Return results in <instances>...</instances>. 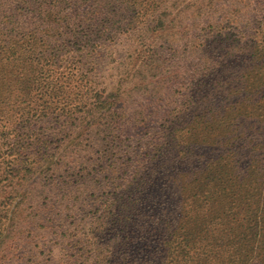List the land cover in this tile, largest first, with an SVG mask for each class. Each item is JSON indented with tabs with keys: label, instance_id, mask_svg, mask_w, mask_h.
Masks as SVG:
<instances>
[{
	"label": "rangeland",
	"instance_id": "374dc122",
	"mask_svg": "<svg viewBox=\"0 0 264 264\" xmlns=\"http://www.w3.org/2000/svg\"><path fill=\"white\" fill-rule=\"evenodd\" d=\"M75 37L112 109L36 126L40 164L0 184V264L72 263L94 230L107 264H264V0H0V77ZM119 192L137 246L99 227Z\"/></svg>",
	"mask_w": 264,
	"mask_h": 264
},
{
	"label": "trees",
	"instance_id": "16d2710c",
	"mask_svg": "<svg viewBox=\"0 0 264 264\" xmlns=\"http://www.w3.org/2000/svg\"><path fill=\"white\" fill-rule=\"evenodd\" d=\"M47 19L53 20V16L50 15ZM11 24L14 25L13 22ZM76 38H73L75 39L73 44L65 46L66 54L59 67L58 59L53 55L54 51L52 54L39 59V62L29 59L31 55L27 54L25 60L17 65L18 71H22L15 76V80L8 76L0 77V184L8 182L7 184L16 190L20 183L15 184L14 182L24 179L23 172L26 167L28 169L29 166L40 164L35 148L37 145L32 140L37 125L47 124V120L50 118H53L52 120L59 119L58 121H63L62 123L68 125L75 124L80 118L84 120L85 114L91 115L95 110L100 111L99 117L102 118L111 111L113 103L100 98L96 87L86 78L84 69L86 63L83 62V55L88 47H83L82 40ZM90 43L93 44L92 41H89ZM26 45L33 48L32 41ZM77 53L80 55L77 56ZM58 71H63L66 76H69L66 82L78 83L74 88L78 89V92H75L69 99V101L74 102L75 106L73 107L69 104L63 107L56 105L58 97L72 84L67 83L66 87L59 82L60 78L55 79L54 74ZM95 100L100 102V106L92 108L96 104ZM22 167L24 168L21 169ZM1 189L7 192V189L3 187ZM122 194V192L117 193L116 196L120 199L115 196L114 198L117 199L115 201L110 198L104 201V211L98 212L101 214L98 218H102L99 227L103 228V233L108 232L110 235L106 244L110 245L117 239L120 245L123 242H128L129 246H137L138 241L145 239L136 236L137 232L134 230L139 227V223L130 206L125 211L121 208L124 205ZM3 207L2 203L1 213L4 210ZM106 222L115 226L103 227ZM93 233L96 235L95 239L89 238L88 240L87 237L86 240H80L74 246L71 242L68 245L69 248H64V255H70V248L74 253L73 256H70L72 263L69 264H84L82 262L84 259H91L89 262H93V264H107L104 260L106 250L99 247L104 245L102 240L105 238L98 237L97 230H94ZM187 235L189 237L190 234ZM158 247L161 248L160 244ZM149 249L151 248L149 247ZM139 250L143 253L150 251ZM131 264L139 263L135 261Z\"/></svg>",
	"mask_w": 264,
	"mask_h": 264
}]
</instances>
